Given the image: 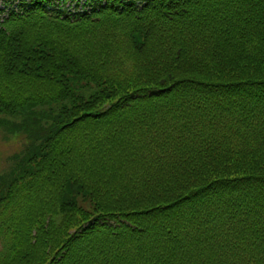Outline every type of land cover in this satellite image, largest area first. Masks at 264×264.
<instances>
[{"label": "trees", "instance_id": "obj_1", "mask_svg": "<svg viewBox=\"0 0 264 264\" xmlns=\"http://www.w3.org/2000/svg\"><path fill=\"white\" fill-rule=\"evenodd\" d=\"M4 1L0 264H264V0Z\"/></svg>", "mask_w": 264, "mask_h": 264}, {"label": "rangeland", "instance_id": "obj_2", "mask_svg": "<svg viewBox=\"0 0 264 264\" xmlns=\"http://www.w3.org/2000/svg\"><path fill=\"white\" fill-rule=\"evenodd\" d=\"M1 2V1H0ZM69 3V2H68ZM2 147L4 148V149H8L9 150V144H3L2 145ZM1 149V148H0ZM0 156H1V154H0Z\"/></svg>", "mask_w": 264, "mask_h": 264}]
</instances>
